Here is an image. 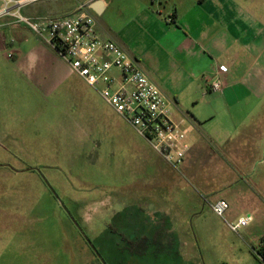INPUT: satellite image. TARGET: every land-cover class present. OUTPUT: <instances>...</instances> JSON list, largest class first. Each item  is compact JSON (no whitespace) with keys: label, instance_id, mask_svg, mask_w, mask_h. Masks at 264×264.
<instances>
[{"label":"rangeland","instance_id":"374dc122","mask_svg":"<svg viewBox=\"0 0 264 264\" xmlns=\"http://www.w3.org/2000/svg\"><path fill=\"white\" fill-rule=\"evenodd\" d=\"M82 90L121 126L123 139L64 89L34 96L27 122L5 124L10 135L0 132V264H259L251 252L256 241L245 230L264 235V207L257 222L236 233L226 221L236 220L237 202L227 201L222 218L212 210L211 196H228L226 191L205 190L243 178L234 171L208 174L228 165L201 158L203 181L180 177L175 186L156 190L147 174L164 159L97 91L89 85ZM182 125L191 137L196 133L187 121ZM38 127L41 140H23ZM31 129L33 134L24 132ZM259 148L262 163L240 183L264 201V188L254 185L264 181V140ZM142 155L149 167L143 168Z\"/></svg>","mask_w":264,"mask_h":264},{"label":"crops","instance_id":"0c3cea01","mask_svg":"<svg viewBox=\"0 0 264 264\" xmlns=\"http://www.w3.org/2000/svg\"><path fill=\"white\" fill-rule=\"evenodd\" d=\"M27 1L20 9L24 16L66 17L76 15L79 0ZM86 2L97 35L115 40L134 57L168 98L172 117L187 121L196 130L192 137L188 133L190 147L181 172L165 160V164L150 168L142 155L143 168L146 164L149 167L147 175L153 177L156 190L175 186L180 177L194 176L203 181L197 166L201 158L212 159L213 165L216 160L223 161L228 165L226 169L213 166L208 174L234 171L243 179L233 185V178L229 179L216 189L206 187V181V192L213 194L222 188L228 196L218 193L211 196L212 200L237 202L239 208L233 217L252 216L245 228L257 222L264 201L252 187L247 189L240 182L245 180L243 176L251 175L256 162L262 163L257 160L264 140V0ZM1 7L0 0V132L10 135L3 131L5 124L32 118L28 111L34 96H56L64 89L86 109L104 118V129L110 133L117 129V136L123 139L121 126H114L111 115L107 120L106 114L97 111L91 99L85 97L82 87L88 84L25 23L2 14ZM219 65H226L227 70L219 71ZM216 75L222 87L212 90L208 84ZM39 106L35 108L39 110ZM95 125L86 126L83 134L89 135ZM24 132L35 134L24 136V141L31 137L41 140L43 134L39 127L33 133L32 129ZM254 185L264 188V181ZM245 233L256 241L252 249L264 245L263 234L252 230Z\"/></svg>","mask_w":264,"mask_h":264},{"label":"built area","instance_id":"2783aa9c","mask_svg":"<svg viewBox=\"0 0 264 264\" xmlns=\"http://www.w3.org/2000/svg\"><path fill=\"white\" fill-rule=\"evenodd\" d=\"M1 13L25 23L36 35L50 45L81 77L94 88L113 110L125 119L137 134L172 167L178 169L190 147L187 130L171 115L170 102L149 78L140 63L115 40L104 39L94 29V18L87 11L86 0H79L74 16L27 17L21 7L27 0H1ZM33 1V0H29ZM226 71V65H219ZM212 90L222 87L218 75L208 84ZM222 218L228 208L224 198L210 203ZM252 220L250 214L226 221L238 233ZM259 264H264V245L252 249Z\"/></svg>","mask_w":264,"mask_h":264}]
</instances>
